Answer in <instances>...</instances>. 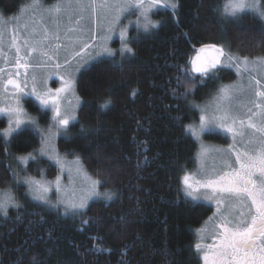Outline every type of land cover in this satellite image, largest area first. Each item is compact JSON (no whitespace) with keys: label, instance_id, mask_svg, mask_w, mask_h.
<instances>
[{"label":"trees","instance_id":"1","mask_svg":"<svg viewBox=\"0 0 264 264\" xmlns=\"http://www.w3.org/2000/svg\"><path fill=\"white\" fill-rule=\"evenodd\" d=\"M23 1L0 0L1 14L16 13ZM176 2L175 12L155 14L150 33L132 34L130 55L99 58L80 72L78 119L69 136L57 140L59 152L80 158L115 198L63 215L22 200L23 187L13 190L20 207L0 214V264H36L34 256L39 264H203L197 233L214 209L185 197L182 178L195 169L198 153L188 126L200 122L196 107L236 73L221 68L200 83L190 61L207 44L242 61L264 59V22L249 13L239 20L224 16L225 0ZM25 104L34 116L44 112L33 100ZM6 126L0 118V128ZM14 136L0 141V190L12 187L15 159L40 147L33 130ZM40 162L30 170L56 175L51 162Z\"/></svg>","mask_w":264,"mask_h":264},{"label":"rangeland","instance_id":"2","mask_svg":"<svg viewBox=\"0 0 264 264\" xmlns=\"http://www.w3.org/2000/svg\"><path fill=\"white\" fill-rule=\"evenodd\" d=\"M124 3L125 0H95V3L92 0H24L20 3L15 14L5 15L0 12V107L14 106L15 103L11 96L14 91L11 86H8L7 92L4 91V86L9 78L20 83L22 87L26 84V91H31L34 83L33 78H35V86L38 90L52 89L53 92L55 88L61 87L60 77L65 80L70 79L73 82L71 90L61 93V96L64 97L61 100L62 110L67 109L75 116V120H70L67 129L56 131L52 127L50 111L46 117L30 114L25 103L27 100H33L39 106L34 98L24 96L21 100L22 119L25 120L22 127L33 130L39 135L40 147L30 153L36 156L35 161L28 160L26 165L21 163L19 158L28 157L29 154L17 157L14 161L12 166L14 181L12 187L6 190H10L16 202L19 197L15 196V192L19 187H23L26 194L22 196V200L36 202L49 210L59 211L63 215H74L83 212L91 202L111 201L115 198L114 192L102 191L101 185L97 188L99 195H89L92 181L98 180L87 171L80 158L68 157L59 152L57 140L68 137L70 127L78 119V110L82 104V99L77 92L76 85L80 72L99 58L111 57L104 52L105 46L117 56L125 57L128 55V53L121 55L123 46L120 38L121 31L125 32L128 46L131 48L132 34L150 33L153 30L152 28L148 32L143 30L144 20L140 11L133 8L121 12L120 6ZM163 9L164 7L154 6L148 13L153 23H157V21H153L155 14ZM244 14L247 13H241L240 16ZM249 14L255 15L254 13ZM258 18L264 22V19ZM232 19L235 18L232 17ZM138 22L140 27H137ZM109 26L112 27V32H109ZM106 36L110 38L105 39ZM227 56L225 54V57L221 58L222 63H227ZM229 56L237 59L233 55ZM18 58H20L21 66L17 65ZM243 60L238 59V64L234 61L231 67H222L232 69L236 73L234 81L225 83L220 87V89L224 87L235 89L230 100L218 101L219 91H216L207 102L198 105L196 108L199 110V121L201 115L211 116L215 114L219 116L224 111L229 112L236 120L233 127L238 133L243 132L244 135L238 134L234 138L231 132L214 127L211 132H204L199 137L194 136L198 141L197 161L195 169L188 172L193 179L220 173L224 169L226 159L230 158L229 162L235 163L233 151H243L251 137H255L257 140L261 138L260 133L247 127V123L249 120L258 126L264 123V96L256 94L257 92L264 93V59L247 60V63H245V59ZM22 65H27V67ZM218 104L220 111H217ZM0 118L7 121L5 116H0ZM29 120L36 121V124L34 126L29 124ZM240 121L244 122L243 126ZM227 124H232V121H227ZM199 125L200 122L192 127L198 128ZM7 127L8 121L6 128H0V133ZM12 135L14 136L16 133ZM212 135H218L219 138H209ZM11 139L10 136L7 141ZM45 140L47 141L46 144L44 143ZM219 140H224L225 143H220ZM42 147L48 149V154L41 155ZM48 155L59 158L60 163L57 164L55 159H49ZM42 159L48 160L57 168L55 176H47V171L44 168L40 171V177L34 173L36 171L30 170L29 165L31 163L41 164ZM58 177L59 191H57ZM27 178L42 180L50 188V191L44 194L45 200L33 198L35 194L24 182ZM182 187L187 199L210 205L214 209V216L202 228L207 229L204 240L206 244L218 242L213 232H222V229L214 228L220 223L221 214L227 215L231 212L230 218L238 221L239 213L243 211L245 217L250 220L248 215L250 201L246 202L247 206L234 203L229 208L227 202H221L217 205L215 199H205L204 194H211L210 189H201L200 192L196 193L199 199L193 200L186 195L183 182ZM105 193H111V199L107 198ZM3 194V191H0V196ZM81 201L85 205L83 208L74 209L71 207L73 204L79 205Z\"/></svg>","mask_w":264,"mask_h":264},{"label":"snow or ice","instance_id":"3","mask_svg":"<svg viewBox=\"0 0 264 264\" xmlns=\"http://www.w3.org/2000/svg\"><path fill=\"white\" fill-rule=\"evenodd\" d=\"M92 2L95 3V0H92ZM154 6L171 8L174 12L179 7L176 0H125V3L120 6V11L123 12L133 8L140 11V15L144 20L143 30L148 32L151 28L157 27L148 15ZM241 13H254L264 19V0H225L222 8L223 15L239 20ZM137 27H140L139 22ZM108 30L109 32L113 31L111 26H109ZM109 38L108 36L105 37V39ZM120 38L123 45L121 55L123 56L125 53L131 54L132 48L128 46L124 31L120 32ZM17 52H19V49H17ZM104 52L108 56L116 55L106 46ZM223 57H225V51L222 47H218L216 44L203 45L197 50V55L190 61L191 72L198 74L200 83H204L205 80L212 79L220 68L231 67L234 61L237 64L239 63L238 59L232 56H227V63H222L221 58ZM244 59L245 63H247V58ZM17 65L21 66L20 58L17 59ZM22 66L27 67V65ZM187 71L185 69L186 73ZM33 79L34 83L31 91L25 90L26 84L22 87L20 83L12 78H9L4 86L5 92L8 91V86H11L14 90L11 96L15 102L14 106L0 107V116H5L8 121L7 129L0 133V141H4L5 144L8 137L11 136L13 140L17 138L12 135L13 133L18 136L27 131V128L22 127L25 124V120L22 119V108L20 107L24 96H30L38 102L40 108L45 110L42 114L43 116L46 117L48 112H51L52 127L56 131L67 129L70 120H75L74 115L67 109L62 110L61 108V100L64 98L61 93H66L73 87V82L70 79L65 80L60 77L62 81L61 87L55 88L54 92L52 89L38 90L35 86V78ZM189 82L194 84L195 79L189 77ZM234 92L235 89L231 87L221 88L217 100H230ZM256 94L264 96L262 92H257ZM110 103L111 101L105 102L101 105V108H108ZM217 111H220L219 104L217 105ZM229 120L232 121V124H227ZM28 123L34 126L36 121L29 120ZM235 123V118L229 112L224 111L219 116L215 114L211 116L201 115L199 127L188 126V131L192 136L199 137L202 133L211 132L214 127H218L226 132H231L234 138L238 134L243 136V132L238 133L233 127ZM240 123L243 126L244 122L240 121ZM247 127L260 133L261 138L257 140L255 137H251L248 139L243 151H233L234 164L229 162V158L224 161V169L214 176L206 175L200 179H193L191 174L186 173L182 179L186 195L193 200L199 199L196 193L200 192L201 189H210L211 194L205 193L204 198L215 199L217 205L221 202H227L229 208H231L234 203L247 206L246 202H251L248 214L250 220L245 217L243 211L239 213L240 218L238 221L230 218L231 212L227 215L221 214L220 223L215 225L214 228H220L222 232H213L218 242L204 243L207 229L199 230L197 233L199 240L195 244V250L201 254L200 258L203 264H264V123L258 126L249 120ZM44 143L46 144L47 141L45 140ZM46 154H48V149L42 147L41 155ZM48 158L55 159L57 164L60 163L57 157L48 155ZM19 159L21 163L26 165L28 160L35 161L36 156L29 154L28 157H20ZM24 182L29 185L30 191L35 194L34 199H46L44 194L48 193L50 188L42 180L27 178ZM100 185V181H92L89 195H99L97 188ZM0 191L4 193L0 196V214L6 217L9 207L19 208L20 205L12 196L10 190ZM57 191H59V177L57 178ZM104 195L111 199V193H105ZM84 206L83 201L79 205H71L74 209L77 207L83 208ZM33 260L36 261V264H39L37 257L34 256Z\"/></svg>","mask_w":264,"mask_h":264},{"label":"bare ground","instance_id":"4","mask_svg":"<svg viewBox=\"0 0 264 264\" xmlns=\"http://www.w3.org/2000/svg\"><path fill=\"white\" fill-rule=\"evenodd\" d=\"M3 11V10H2ZM15 14V13H14Z\"/></svg>","mask_w":264,"mask_h":264}]
</instances>
